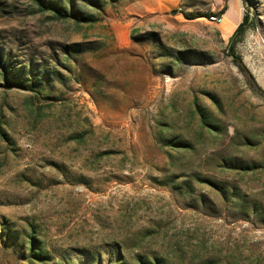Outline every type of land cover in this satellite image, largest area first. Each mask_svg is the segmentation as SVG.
Here are the masks:
<instances>
[{
    "label": "rangeland",
    "instance_id": "rangeland-1",
    "mask_svg": "<svg viewBox=\"0 0 264 264\" xmlns=\"http://www.w3.org/2000/svg\"><path fill=\"white\" fill-rule=\"evenodd\" d=\"M53 1L0 0V264H264V0L243 70L214 0Z\"/></svg>",
    "mask_w": 264,
    "mask_h": 264
},
{
    "label": "trees",
    "instance_id": "trees-1",
    "mask_svg": "<svg viewBox=\"0 0 264 264\" xmlns=\"http://www.w3.org/2000/svg\"><path fill=\"white\" fill-rule=\"evenodd\" d=\"M89 1L92 2V4L97 8L103 7V4L100 1H97V0H89ZM68 3L70 5L69 9L66 7V5H63V2H61V1L49 2L47 5H45V7L52 10L53 12H55V16H57V17H61V18L71 17V18H74L75 20H77L78 22H92L93 23V22L97 21V17L95 15L89 14V13H87V12H85L79 8H76L73 0H68ZM185 16L188 19H195L197 17H200L201 15H197V14H193V13H185ZM205 16H208V15H205ZM250 25H252V21H250L249 15H246L244 22L238 27L235 35L230 40L231 51H232L233 55L235 56V62H237L238 66L241 70H243L244 67H243V64L241 61V57L235 53V46H236L237 42H239L242 39L243 35L245 34L247 28ZM172 55L175 57V60L179 61V62L185 58H191V56H192L191 52H189V51H174L172 53ZM2 73L5 77V80L7 81L9 71L7 69H4L3 66H2ZM39 80H41V79H39ZM12 84H16V85L22 86V87L24 86L25 88L35 89V86H33V85H31V86L30 85L29 86L24 85L23 81H21V82L13 81V83H11L9 86H12ZM211 128L216 130L215 126H211ZM176 142H178L177 144H179L180 146H184L183 142H181V141H176ZM257 166L258 165L256 163H251L248 165L242 164L240 167L245 169V170H247V169L248 170H254L257 168ZM233 194L235 195L236 192L233 191ZM250 209L252 210L254 215L260 214L259 206H257L256 204H254L253 206H249L247 202L242 201L240 203V210L243 213L245 212V213L249 214ZM15 235L16 234H14V240H15V242L18 243V241H17L18 237H15ZM28 242H29L28 255L26 257L31 263H36V262L47 263L50 261V258H51L50 254L45 249L44 242L41 239H39L35 235L31 234V235H29Z\"/></svg>",
    "mask_w": 264,
    "mask_h": 264
},
{
    "label": "crops",
    "instance_id": "crops-1",
    "mask_svg": "<svg viewBox=\"0 0 264 264\" xmlns=\"http://www.w3.org/2000/svg\"><path fill=\"white\" fill-rule=\"evenodd\" d=\"M158 2V11L164 14L167 9L175 6L176 0H158ZM246 6L247 3L245 0H214V14L221 15L222 20L220 23L210 22L216 25V29L223 40L230 42L238 27L244 22L245 16L247 15ZM170 10L173 11V9ZM175 12L173 11V13ZM251 15L249 13L250 21L252 20Z\"/></svg>",
    "mask_w": 264,
    "mask_h": 264
},
{
    "label": "water",
    "instance_id": "water-1",
    "mask_svg": "<svg viewBox=\"0 0 264 264\" xmlns=\"http://www.w3.org/2000/svg\"><path fill=\"white\" fill-rule=\"evenodd\" d=\"M246 3L250 11H252L253 13L256 7V0H246ZM231 58L235 59V56L231 55ZM251 89L253 93L256 95V97H258L262 102H264V92L260 90L259 88H257L255 84H251Z\"/></svg>",
    "mask_w": 264,
    "mask_h": 264
},
{
    "label": "built area",
    "instance_id": "built-area-1",
    "mask_svg": "<svg viewBox=\"0 0 264 264\" xmlns=\"http://www.w3.org/2000/svg\"><path fill=\"white\" fill-rule=\"evenodd\" d=\"M221 20H222L221 15H218V14H214V15H212V22L220 23Z\"/></svg>",
    "mask_w": 264,
    "mask_h": 264
},
{
    "label": "bare ground",
    "instance_id": "bare-ground-1",
    "mask_svg": "<svg viewBox=\"0 0 264 264\" xmlns=\"http://www.w3.org/2000/svg\"><path fill=\"white\" fill-rule=\"evenodd\" d=\"M211 21H212V16H211Z\"/></svg>",
    "mask_w": 264,
    "mask_h": 264
}]
</instances>
